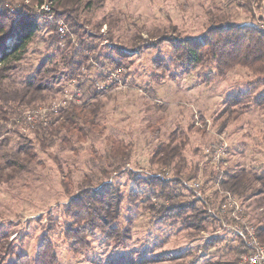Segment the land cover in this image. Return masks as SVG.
I'll use <instances>...</instances> for the list:
<instances>
[{
  "label": "rangeland",
  "instance_id": "obj_1",
  "mask_svg": "<svg viewBox=\"0 0 264 264\" xmlns=\"http://www.w3.org/2000/svg\"><path fill=\"white\" fill-rule=\"evenodd\" d=\"M10 1L12 7H17L31 0ZM86 18L93 25L111 24H103L100 34L104 37L112 34L115 39L103 41L99 50L104 53L105 47L112 49L117 45L126 52L127 58L122 60L125 83L105 90L98 97L99 128L89 139L68 145L58 135L51 137L43 148L26 121L21 125L14 122L9 127L16 131L7 135L8 145L0 140V244L6 245V240L9 244L7 251H1L0 245V264L14 261L19 253L36 258L45 235L54 244L58 264H231L239 260L234 248L241 238L229 225L224 226L218 211L225 202L226 196H223L228 193L224 186L236 179L233 177H244L243 182L248 186L246 195H231L242 203L244 220L250 227L264 225V188L254 179L255 176L264 178V112L251 106L249 112L236 119L222 111L230 97L247 90L257 96L264 90V84L256 87L258 78L242 67L221 78L210 64L188 73L173 66L165 77L154 82L152 78L157 74L153 61L157 57L170 60L171 47L163 44L158 49L136 51L128 40L136 35L153 40L162 34L200 39L212 21L219 19L237 25L260 26L264 23V0H252L250 11L232 0H105L99 10L87 14ZM54 25L57 26L56 22ZM46 53L44 41L36 42L23 63V75L32 76ZM52 59L57 62L61 56ZM89 71L81 77L82 83L92 82L97 71L93 78H87L94 73L92 69ZM18 79L21 83L24 80ZM21 83L12 88H19ZM78 84L79 81L62 78L53 85L59 91L48 95L45 105H54L58 111L67 108L70 101L81 104L83 94L89 101L87 94L94 91L93 86L88 82L79 89ZM43 105L37 106L38 111L26 108L27 113L42 115L46 120L47 108ZM114 140L131 146V157L118 173L106 166L109 175L104 180L100 167ZM26 141L28 145L24 148L29 151L17 155ZM162 144L179 146L181 158L187 163L185 176L195 166L201 167L197 180L183 182L192 191L179 188L177 192L186 206L195 199L210 203L209 213L219 221L206 230L196 232L191 226L190 209L184 221L161 225L156 223L157 216L145 209L143 198L129 203L128 194L135 190L133 174L169 180L174 177V165L161 172L150 162ZM223 144L228 148L222 162L214 163L216 151ZM11 160L15 165L8 164ZM87 176L95 185L104 182L119 188L126 197L118 224L130 230V239L122 245L116 244L106 241L98 231L89 238L90 247L76 255L70 251V242L64 235L66 223L71 221L65 209L78 195ZM197 183L200 187L196 190ZM248 198L250 201L245 202ZM153 202L158 207L156 199ZM168 202L165 200V204ZM170 255L175 258L161 260Z\"/></svg>",
  "mask_w": 264,
  "mask_h": 264
},
{
  "label": "trees",
  "instance_id": "obj_2",
  "mask_svg": "<svg viewBox=\"0 0 264 264\" xmlns=\"http://www.w3.org/2000/svg\"><path fill=\"white\" fill-rule=\"evenodd\" d=\"M232 1L237 6L251 10L252 0ZM104 2L105 0H31L27 5L12 7L10 0H0V140L3 145H8L10 142L7 135L16 131L9 127L15 123L24 124L28 108L38 111L41 107L39 105L42 104L47 108L45 109L47 119L44 120L38 116L35 122L27 127L34 133L37 142L43 148H46L47 142L53 136L61 135L66 144L72 145L74 141L89 139L94 130L99 128L97 118L101 107L97 99L114 87L99 92L95 90V84L99 79H105L111 72L121 69L125 63L122 60L127 58L126 52L117 45L112 49L105 47L106 52L104 53L99 50L103 41L113 42L115 39V36L110 33L111 36L108 37L100 34L103 24L110 26L111 24L98 22L93 25L86 16L99 10ZM44 4H50L54 19H62L67 26L68 32L65 36L58 32L54 22L42 23L39 20L37 8ZM212 22L211 27L200 39L162 34L153 40H143L140 35H136L128 41L132 49L136 51L158 49L163 44L171 47L170 60L157 57L153 61L157 74L155 78H152L154 82H159L162 79L160 77H165L173 66H178L188 73L210 64L214 67L216 75L221 78L236 67L245 68L251 75L258 78L256 87L263 85L264 23L260 26L237 25L221 19ZM91 26H93L92 29H89ZM45 32L48 34L47 37L43 36ZM39 40L45 43L46 56L32 76L23 75L25 70L23 63L28 59L32 46ZM56 55L61 56L57 62L52 59ZM98 68L102 69L101 72ZM91 69L94 73L87 78H93L95 71L97 72L92 82L88 80L94 89L87 94L89 101L83 94L84 101L81 104L70 101L67 108L58 111L54 109V105H45L48 95L59 91L55 90L53 85L58 84L64 78L79 81L78 88L82 89L88 82L82 83L83 78L81 77H84V74L88 75ZM18 78H24L22 83ZM125 78H121V84L125 83ZM17 83L22 85L19 88H12ZM92 99L95 102H90ZM251 106L264 112V90L257 96L251 90L238 92L227 100L222 114H230L237 119L238 116H242V113L249 112ZM242 107H244L243 110H239ZM222 114H220L221 117ZM26 145H28L27 141L17 150L16 154L29 151L24 148ZM179 151L177 145L162 144L154 152L150 161L153 165H157L161 172L164 168L174 165V177L170 180L160 176L145 177L132 173L135 190L132 189L129 192L128 201L133 204L139 197L143 198L145 209L155 214L156 223L161 225H171L179 220L184 221L185 213L190 209L192 214L188 219L192 222L191 226L196 232H200L219 220L209 213L211 206L205 200L195 199L187 206L181 200L182 196L177 191L182 188L191 192L192 190H188L183 182L197 180L201 167L195 166L185 176L184 172L188 171L187 163L181 158ZM29 154L34 155V152ZM130 157L131 146L124 145L118 140L112 141V147L100 167L103 179L105 180V176L109 175L106 166L114 168V172L118 173ZM178 158V162L175 163ZM8 164L15 165V161L11 160ZM255 177L254 179L260 181L264 188L263 176ZM233 178L236 179L229 182L228 186H224L228 193L246 195L248 186L243 182L244 177ZM260 192L261 190L258 191L259 194ZM153 199H156L158 207ZM125 200L126 197L119 188L104 182L95 185L92 178L87 176L78 195L65 209V215L71 219L69 223H66L64 230L65 238L70 242V251L77 255L90 247L89 238L94 237L98 231L104 234L108 242L122 245L128 241L130 230L122 229L118 224ZM165 200L169 201L168 204H165ZM198 204L201 206L198 207ZM218 215L220 216L219 211ZM220 221L222 222V218ZM255 230L258 239L264 243V225L257 226ZM238 242L239 245L234 248V251L240 257L248 250L242 238L238 239ZM0 245L2 246L1 251H7L9 245L7 240L6 245L3 243ZM166 258L174 259L175 257L163 256L161 260ZM1 259L2 257H0V262ZM58 261L54 244L51 238L45 235L38 246L36 258L31 259L25 253H19L14 261L7 264H58ZM237 262L238 259L231 264H237ZM129 264L135 263L129 262Z\"/></svg>",
  "mask_w": 264,
  "mask_h": 264
},
{
  "label": "built area",
  "instance_id": "obj_3",
  "mask_svg": "<svg viewBox=\"0 0 264 264\" xmlns=\"http://www.w3.org/2000/svg\"><path fill=\"white\" fill-rule=\"evenodd\" d=\"M39 14V20L45 22H56L58 32L65 36L67 34V26L63 21L57 22L52 14V8L50 4H44L40 8H37ZM124 69H117L111 72L105 79L98 80L95 84L97 91H105L110 87H114L115 84L120 83L121 78H123ZM41 112H39L40 114ZM33 115V116H32ZM38 114H32L31 112L25 113V118L27 123L33 124L37 119ZM41 118L43 116L41 115ZM227 144H223L218 151L217 155L214 156V163H221L222 156L225 151H227ZM200 184H195V189L197 190ZM225 202L219 208V214L222 218V223L229 225V228L236 232L240 238L246 242L247 252L240 255L238 264H264V243L258 239L255 228L250 227V225L244 220L243 215V205L230 193H226ZM225 215V216H224Z\"/></svg>",
  "mask_w": 264,
  "mask_h": 264
},
{
  "label": "crops",
  "instance_id": "obj_4",
  "mask_svg": "<svg viewBox=\"0 0 264 264\" xmlns=\"http://www.w3.org/2000/svg\"><path fill=\"white\" fill-rule=\"evenodd\" d=\"M243 199H245V198H243ZM250 201V199L248 198L245 202H249ZM248 216V215H247Z\"/></svg>",
  "mask_w": 264,
  "mask_h": 264
}]
</instances>
